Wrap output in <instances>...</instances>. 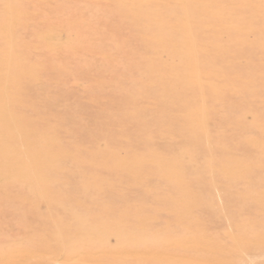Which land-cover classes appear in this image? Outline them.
I'll list each match as a JSON object with an SVG mask.
<instances>
[{
	"label": "rangeland",
	"instance_id": "obj_1",
	"mask_svg": "<svg viewBox=\"0 0 264 264\" xmlns=\"http://www.w3.org/2000/svg\"><path fill=\"white\" fill-rule=\"evenodd\" d=\"M0 264H264V0H0Z\"/></svg>",
	"mask_w": 264,
	"mask_h": 264
}]
</instances>
